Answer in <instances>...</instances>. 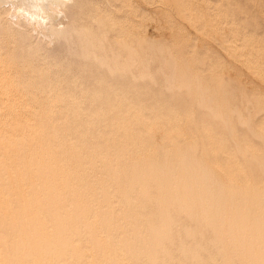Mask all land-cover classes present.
<instances>
[{"label":"rangeland","instance_id":"374dc122","mask_svg":"<svg viewBox=\"0 0 264 264\" xmlns=\"http://www.w3.org/2000/svg\"><path fill=\"white\" fill-rule=\"evenodd\" d=\"M105 1H107V0H105ZM105 1H103V0H88V1L85 0V1H83L82 0L78 9L73 13L74 15L72 14L73 20L75 21L74 23L77 25H80V27H81V24L88 22V21H85L86 17H87V20L91 21V18L87 15L92 14L93 17H95L97 14H98L97 15L98 17L100 15H102L103 18L105 19L104 23H106V25L104 24V26H106V28H107V29L102 28L104 30H102L100 32V33L104 32V34H105L104 36L100 37L101 39H103V37H104L103 45L105 46L106 50L110 49L113 46L112 47L113 49L111 48V50L118 51L120 53L121 58H119V56H117V58H119L120 61L125 60V62L127 61V63H129L131 61L130 66H132V64L137 65V63H135V62H136V60L137 61L139 60V58L138 59L133 58L134 57L133 55H135V56L138 55L140 57V61H142V60L144 61V59L141 57H145V56H143L144 53L148 54L149 52H151L149 50H152V48L154 46L156 48L158 47V49H161V50H159V52L157 53L156 51H158V50L156 48H154L151 52L152 54L151 53H150L151 55L149 54L150 56H152V58H150V56L146 55L149 57V58L145 57L146 60H148V61L145 60L146 62L144 61V65H140L143 61L140 62V64L138 61V66L134 65L135 66V67L133 66L134 68L133 67L128 68V69H132L131 72H129L130 70L128 71L126 68L127 65L125 66L124 65L125 63H123L124 61L122 62L123 64H120V62L117 61L119 59L116 60L117 63L120 64L119 65L120 67H118L119 71L116 70L117 68L114 70V68L117 67V65L115 64L116 66H112L113 64L109 63L108 58H110V60H111L113 58L112 54L116 55V54H118V52L115 53V52L111 51V52H113L111 54L110 52L108 53L104 49L105 53L107 52V54L111 55V57H112V58L111 57H108V58L105 57L108 60L107 62L109 63V64L108 63L107 64L108 65L111 64V66L114 67L113 70H111L112 69L111 68L108 70L109 71L108 72V71H106L107 67H104L105 65L102 66L99 64V62L94 61V59L92 58L91 55H89L85 58V56L82 55L81 49L79 50V48H78L79 43L76 42V43H74L75 45L73 44V42H75L74 39H73V42L71 41L72 43L69 42L70 44H73V46H71V47L69 46L70 45L69 43H68L69 45H67L66 43L61 42L59 44H56L57 48L55 45H54L55 47L51 46V48H47V46H45V47L43 46L45 44H42V46H41L40 45L41 43L39 44L37 38L35 41H36V43L38 42L39 45L35 44L34 37H31L33 40L30 38L29 42L34 41L33 45H35V46L33 47L32 51L30 53L25 54V52H21L18 44H13L12 47H10V46L8 47V45H7L8 40L6 38V32H4V33L0 32V34L2 35V37L0 35V39H1V41H0V58L2 60H5V62L9 61L8 62L9 64L11 62V66L14 67V69H15L14 70L15 75L14 74L13 75L15 76L16 82L18 83V90L17 91L21 97L20 98L21 102H19L20 106H18V108L22 106L21 107L22 111H21L20 116L22 118H27V117H37V118H41V119H45L46 117L50 118V121H52V124H53L52 137H51L52 138L51 147L53 149H56L59 151L57 160L60 163V165H62V167H64L66 169V171H69V173H70L69 176L71 177L70 179L72 180V182L70 184H72L75 187L77 186L78 191L82 190L81 193L84 194L86 197H88V199H90V201L88 200L90 202V204L88 203V206L91 210L92 216H94L96 214L95 211L97 208H98L97 212H99V211H103L104 209L106 210V208H107V211H110L109 208L114 207L113 208L114 210H112V212L110 211L111 217L113 219L115 217V220H117V221L112 219L113 221L120 223L121 219L122 220L127 219L126 223H127V221L128 222L131 221L129 223L136 224L139 229L141 227L140 231L142 230L141 231L142 233H146V231H149L150 228L148 229V226L144 225V223H145L144 220H147V218L150 215L154 214V212L156 211V213L154 214L155 217H153V216H152L153 218L150 217L152 220L155 219L154 221H156V219H157L156 214L158 215L160 213V211H162V210L165 211L168 218L170 217L169 220L170 221L172 220V223L170 222L171 224L169 225V229L173 232L176 230L177 232L174 235L170 234V232L168 234L169 235L168 238L169 239L173 238L172 240H174V243L169 239H167V240L171 241L170 243H172V244H170L169 241H167V242L170 244V246L172 245L173 247L172 246L168 247L167 245H169V244H167V243L164 244V249L167 250V248H168V250L170 249L169 253L173 252L174 256L171 253L172 254L171 256H173L172 260L170 259V257H171V256H169L170 254L167 255V252L166 253L164 252L165 254L161 253V256L160 255L158 256L159 260H162V261H160L161 263L168 264V262H169L170 264H195V263L196 264H199V263H201V264H212V263L213 264H226V263L227 264H229V263L234 264L235 263L236 264V262H238V264H239L241 262L239 259L240 254L238 252H236L235 249L233 248L234 245L232 244L233 241L231 240L232 239L231 235L230 234H228L227 236L224 235L222 237L223 239H221V241H218L215 239L216 238L215 231H213V228H211L212 226L205 224V218L209 214L208 207L212 206V204H211L212 199L207 198V195L205 196L206 197L205 198L204 197V195L206 194L204 192L205 190L201 189V188H204L209 183L208 182V181H210L209 179L207 180V179H201L200 178V182L201 181L206 182L207 183L206 185H205V183H204V185L202 183L200 184L199 178H197L198 180L197 179L193 180V182H192L193 185L190 184V187L194 188L193 189L194 194H192V192H193L192 188L188 189L185 185L186 184L185 181L181 178V177H183L181 170L175 169V172H174L173 176H171V177H173V178L175 177L176 179L174 178V179H170L168 181L166 180L165 185H167L168 188L164 185L162 190H158L156 186H153L154 185L153 183L156 181V179H153L154 177H150L151 179H148L149 176H147V174L148 173L149 174H151V173L155 174L156 173L157 176L158 175L160 176L162 174L160 176V177H162L164 170L161 168H164L165 165H167L169 167V169L170 168L171 169L176 168L175 164L173 165V163H172V162H175L176 157L174 156L171 159L170 155L174 154V152H173V151H175L174 149H177V148L181 149L185 146L186 148H190V151H189L190 154H193V152L197 150L196 152L198 154L195 152L196 154L192 155L196 159H198V158L201 159L200 157L203 158V155H201L199 153V152L203 151V153L205 155V157L203 159L207 158L206 159L207 162L214 169H216L218 172H220V175H222L221 176L222 178L225 174H227V172L234 171L235 168H242L245 172L248 171L251 173L249 175H252V176H250L249 179L252 177L251 178L252 179V181H251L252 185L260 187V188L264 187V178H263L264 176L261 175L259 166L254 161H252L251 158L249 160H246L247 164L245 165L243 162V160L245 161V159L242 160V158L240 157L241 154L238 153V150L236 153V148H238V145H237L238 143H240L239 145H249L250 146L249 152L256 153L257 151L261 152V150H262V152H264L263 151L264 149L261 148V146H262L261 142L263 139L259 140L261 138L258 139V137H257L256 141L254 139H251V134L254 132L258 133L260 131V133L262 132L261 134H264V119H263L264 113L262 114V112H264L263 111L264 101L261 99V98H264V96H263V94H264V78H263V76H264L263 75L264 74V72H263L264 71V67H263L264 66V59L261 58V57L264 58V55H263L264 54V52H263V50H264V0H108L107 3ZM192 6H194V7H192ZM226 9H228V10H226ZM238 12L240 15L237 14ZM97 16L95 18H98ZM88 17L90 19H88ZM57 20H58V18H57ZM93 23L94 22H92V24ZM88 24H90V23L88 22ZM77 25H75V26H77ZM95 25H94L95 28L92 25V27L94 29H96V26H97V25L96 26ZM108 25H109V27H108ZM219 31L221 32L220 34H218ZM105 32H107V33H105ZM12 34H14L13 31H12ZM102 34H100V35H102ZM221 34L223 36H221ZM218 35H220V37H218ZM98 37L96 36L94 40H96V38H98ZM222 37H223V39H222ZM122 38L123 39L125 38L124 40H127L128 43L126 41L124 42V43H127L126 45L132 44L131 46H133V49L137 48L138 51H136V52L134 51V52L135 53L141 52L142 56H140L141 53H139L140 55L139 54L136 55V54L132 53L133 55L131 56L129 54L130 53L129 51H131V50H129V51L127 50L129 48L128 46H127V49H125V48L121 49L123 47H121V45H119V44L117 45L116 43H119L118 40H122ZM138 38L142 39V41L143 40L145 41V39H146L145 43H147V41L152 42V45L154 44V46L152 48H150V47H148L149 46V44H148L147 48H148L149 52H144V50H140V49L141 48L145 49L144 47H146V45L143 43L144 41L143 42L141 41V43H140V41H139L140 39L138 40ZM228 38H230V39H228ZM231 38H232V41H230ZM135 39H137V40H135ZM94 40H93V42H94ZM221 40H222V42H221ZM123 41H120V42H123ZM136 41H139V42H136ZM224 41L226 42V46L225 45L223 46V44H225ZM256 41H257V44H256ZM135 42H136V46H135ZM220 42L223 44H220ZM235 42L237 43V45ZM253 42H255V43L252 44ZM142 43L145 46L144 47L142 46L139 49V47H137V44L140 45ZM231 43H233V45ZM245 43H247V44L245 45ZM62 44H63V46H62ZM120 44H122V43H120ZM65 45L69 47L68 50H66ZM156 45H158V46H156ZM160 45L162 47H159ZM219 45H220V47H219ZM239 45H240V47H239ZM258 45H259V47H260V45L261 46L263 45V46H262V48L260 47V49H259ZM229 46H231V47H229ZM236 46H237V48H236ZM251 46H253V47H251ZM196 47H198V48H196ZM226 47H228L229 50ZM223 48H226V49H223ZM249 48H250V50H249ZM256 48L258 50H256ZM89 49H91V50H89ZM117 49H119V50L121 49V51H119ZM155 49H156V51H155ZM247 49L249 52L254 51V50H256V52L255 51L251 52V54L253 53L251 55L248 51H246ZM92 50L94 53L95 52L94 47H90V48L87 47V52L91 53ZM235 50H237V51H235ZM193 51L194 52L197 51V59H200L198 57H202V59L203 58L205 59V60L203 59L204 62H201L202 61V59H201V61L199 60L200 61L199 63H201V64L198 63L199 64L198 65L197 64L198 61L196 59V54L194 53L195 57H193L194 55H191V54H193L192 53ZM228 51L231 52V54H232V51L235 52L236 54L233 53L232 54L233 56H232ZM131 52H133V50ZM245 52H246V59L245 58L243 59V57H245V54H244ZM257 53L260 54L259 55L260 57L258 56ZM6 54L8 55V58L3 59ZM159 54H160V56H158ZM125 55H127V56L130 55V57L129 56L128 57L131 58V60H129L128 57ZM236 55H238L237 57H239V58H237ZM248 55H251V56L247 57ZM162 56L164 57V59H165L164 61L166 63H167V61L169 62V60L171 59L170 60V61H172L171 63L174 62L176 64L178 63V61L179 62L181 61L180 59H182V57H184L183 60L184 59H186V60L183 61L184 63H182V61H181L180 64H185V62H188V60H187L188 58H189L190 62L192 60V57L194 58L193 60L196 59L195 61H197V62H194L193 66H191L192 63H191V65H189L190 67L188 66L187 63H186L187 65H185L186 67L191 68L190 70L192 72H190V70H188V68L186 69L185 66L180 65L179 63L178 64L181 67L176 66L174 64L177 68L179 67L180 69H178V70L175 69L177 72L174 74L172 71L173 75L171 76V78L174 76H177L175 74H178V76L180 75L179 77H183L182 78L183 80L185 79L184 83L187 84L188 81L186 83V80H188L187 78H190L187 76H191L190 82L188 83V84L191 83V85L187 84L188 89H190L189 86L190 87L192 86V89H193V87L195 89L197 88V95L207 91L206 94L204 93L207 98L211 96V93L209 92L210 95L208 93V91L211 90V84L215 85L214 89L211 90L212 91V96L210 97L211 100H210V98H208L206 100V97L204 94L202 95L203 99L202 98L200 99L201 100L200 102H202L204 107L206 105L208 106V104H209V107H207V106L206 107L212 109L211 111H213V113L210 111L212 116L215 113V111L216 112H217V110H219V112L221 111L220 109L222 107L221 108L219 107L221 105L222 106L224 105V108H226V109L228 108L227 106L229 105V107L232 106L231 109L229 108L230 110H233V109L238 110L240 105L243 106V108H244L245 104H246L247 108L245 107L246 108L245 110L250 111V109L252 107L247 103L251 99H253V98L255 99L256 95H258L259 93H260L259 94L260 96L258 95L259 100H258V98H256L258 101L255 102L253 99V100H251V102L256 103V104L258 103V105L261 106L260 107L261 109L259 108V106H257V108L262 110V112L260 114H258L260 112V111L258 112L259 109H256V110L254 109V113H256V115L253 112H251L252 114H254L253 116L255 118L252 117L253 119L250 122L251 116H248L249 122L247 124L245 123L246 126L249 125L247 128L245 125H244L245 128H243V127L240 128V126H243L244 123L241 122L243 124L240 126L238 124H236L238 122L237 121L238 119H236L235 117H237L238 114L232 116V115H230L231 113L229 112L230 114L229 113L228 114L231 116L230 118L232 119V123H234L233 125L230 126L231 119H229V115L227 117V114H226V117L228 118L225 120L227 122L226 124L229 123V125H227L228 128L232 127L231 128L232 131H230V132L232 133L233 131H235V133H234L235 137L233 136V138L236 139L235 140L236 143H235L232 136H230L229 132H228L229 135L227 136V130H230V129H228V128H227V130L225 129L226 124H224L225 128H223V124H221L220 119H219V118H221V121L222 122L224 121L223 119L225 116L223 117V115H225V114L222 115L220 113H223V112L225 113V110L222 109V111L220 113L217 112L220 114V116L222 115L221 117L218 118V116H217L216 119L214 118V120H211L213 118L210 115V113L208 114L209 111L208 112L206 111L207 108L204 109L205 111H203V108H202V110L200 109V107H202V105L200 106V103L197 100H199V97H201V95H199V97H198L196 94H194V97H192L194 89L193 90L191 89L193 92H190V93H189V91H191V90L188 91V89H186V88L185 89L188 91V93L185 92V89H184V91H182L183 87H181V86H183V85L181 84L180 81L178 82V80H176L178 78V76H177V78L174 77L176 81H172L175 83H169V84H171L173 87H177L176 85H178V83H179V84H181L179 87L182 89H179L178 87H177V89H172V86H171L170 87V89H172V91L170 90V92H172L171 94L168 92L169 91L168 88H165L168 90V91L167 90L165 91V89L163 88L162 85H164V87H166V85H165L166 83L165 82L161 83V81H165V80H163V78H164L163 76H164V74L166 76L167 73H170L171 68H169V67H172V65L168 67L167 66L168 63H167L166 66H164L165 62L163 61ZM189 56H192V57H189ZM254 56H255V58H253ZM123 57H125V58H123ZM258 58H259L260 62L262 61V66H261L260 62H256V60ZM132 59H136L135 62L133 60L134 63H132ZM161 59H162L163 63L161 62ZM239 59L244 60V62L242 60H240V62H242L243 64L239 62ZM128 60H129V62H128ZM245 60H248L247 64L245 63L246 62ZM159 63L161 64V66ZM248 63H250V64H248ZM251 63H253L256 66H253L252 68H250L252 66ZM257 63L262 67L263 70L261 69V67ZM123 65L125 66L126 69H124L122 67ZM202 65H204V66H202ZM244 65H246V66L244 67ZM140 66H142V68H145V69H142ZM143 66H146V67H143ZM175 66H174V68H176ZM184 67H185L186 71H188L187 74L190 73V75L185 76L186 78H184V76H182L184 72H185L184 75L186 74ZM246 67L248 70L246 69ZM120 69H121V71H120ZM141 69H142V71H140V72L144 73V71L146 70L145 73L149 74V76L152 75L153 78L150 76L151 77V80H150V77L148 75L146 76L145 74L144 75L146 77H143L144 75L139 72V70H141ZM212 69H216L217 71L216 70L213 71ZM252 69H254V71L258 70L259 73H258V71H257V73L254 72ZM172 70H174V69L172 68ZM181 70L183 71V73L181 72ZM111 71L112 72L114 71V72L111 74L110 73ZM153 71H155V72H153ZM178 71L181 74L178 73ZM193 71L196 72L195 73L196 75L194 74ZM218 71H220L221 76L222 75L224 76V77L223 76L221 77L222 80L224 78L227 80L226 83L230 84L232 82L235 85V84H237V82H239L238 84L241 87L240 88L241 93L239 90H236V86H237V89H239L238 84L234 88H233V84H230V86L232 85V87H230L227 84H226L227 86L224 85L223 83H225L224 82L225 79L223 80V83H222L223 86L222 85L219 86L220 89L218 88V90H220V92H221V90L224 86L226 87V89L229 86L228 88H230V89L229 90L227 89V92H229L230 96H232L231 93L234 91L233 93H235V94H233V95L236 96V94L238 95V93L240 95H244L242 93L243 92L242 90L245 89L244 93H246V94L248 93L247 96H246V94L244 95V97L246 96L245 98L247 99L245 101L246 102L245 104H244V101H242V99H243L242 96H240L241 99H239L240 98L239 95L236 96V98L239 97L237 99L238 101L236 102V100H235L236 98H234L233 104H232V102H231L232 100L228 99V97H230V96H229V93H227V92H226V94L228 95V97H227V99H225V101H227L226 103H228V101H230V103L225 107V103L223 104L221 101L218 102V100H220V98H221L220 97L221 94L219 96L220 98L217 96L218 90L216 89L218 87V86L216 87V85L219 82L217 76H220L218 74L219 73ZM260 71H262V72L260 73ZM210 72H212L211 74L213 75V77L211 76ZM199 73L202 74L203 77L200 76ZM216 73H217V76L215 75ZM140 74H141V76H140ZM129 75L132 76V79H130L131 77H129ZM135 75H137V76L139 75L141 77V80L139 79L140 77H137ZM170 75H171V73H170ZM194 75L196 76V83H198V81H199V83H200L199 86L201 88L198 86V84L196 85L194 83L195 77H192ZM167 76H166V78L168 79L169 77H167ZM197 76L199 77V80L197 79L198 78ZM234 76H235V78H234ZM147 77H148V79H146ZM200 77H201V79H200ZM208 77H210L209 80H208ZM237 77L239 78V81H238ZM158 78H160V79H158ZM174 78L172 80H174ZM211 78H212V80H211ZM213 78H215L218 82L215 81V79L213 80ZM221 78H220V81H222ZM260 78H262V80ZM182 79H180V80L182 81ZM203 80H204V86L202 87ZM207 80H208V82H212V83L211 84L207 83ZM151 82H153V83H151ZM168 82H169V79H168ZM176 82H178V83H176ZM245 82L246 83L248 82L250 85H248V83L246 84ZM182 83H183V81H182ZM193 83L196 86H193ZM220 83L221 82H219L218 84L220 85ZM174 84H175V86H174ZM152 85H154V86H152ZM247 85L250 86L252 89L248 88ZM205 86H206L207 90L205 89ZM207 86H209L208 88H210V89H208ZM255 86L257 87V89H254V88H256ZM168 87H169V85H168ZM184 87H185V85H184ZM224 88H223V91L225 90ZM231 88H232V90H231ZM259 88H262V90H261L262 92L260 91ZM178 89H179V92H178ZM198 89L199 90L201 89V90L199 91ZM202 89L203 90L205 89V91L202 92ZM176 90H177V92H176ZM214 90H216V92ZM235 90L237 91V93ZM248 90H249V92H248ZM253 90H255L254 91L255 93L257 90V93L255 95H254ZM55 92L56 93L60 92V96L54 97L51 95L52 93H55ZM186 93H187V95L188 94L192 95L191 98H193V100L192 99L189 100L190 95L188 97L186 95ZM194 93H196V92H194ZM213 93H214V95L217 96L216 97L217 99L215 98V96L213 98ZM251 93L253 95H251ZM48 95H51V96H48ZM249 95H250V97H248ZM29 96H30V98H29ZM46 96H48V97H46ZM195 96H197L198 98ZM232 97H234V96H232ZM222 98H226V95H225V97H224V95H222ZM194 99H195V101H194ZM212 99H213V101H214V99L216 101L212 102ZM204 100L207 102V104ZM259 101L261 103H259ZM194 102H197L199 105L197 103H194ZM216 102H218V103L216 104ZM223 102H224V100H223ZM238 102L240 105H238ZM5 103H6V100H0V109H2V110H0V120L1 121L3 120L4 128L6 127V124L8 123V117H9L8 111L6 109L7 105H5ZM213 103H215L216 108H220V109H217L214 111L213 110L214 109ZM235 103H237V104H235ZM252 103H250V104L252 105ZM191 104H192V106H191ZM218 104H221V105H218ZM242 104H244V105H242ZM256 104H253V108H254V105H256ZM59 105L61 107H59ZM196 106H198V107L200 106V107L198 108ZM234 106L236 108H233ZM237 106H238V108H237ZM228 110H226V111L228 112ZM242 110H243L242 107L239 108V112H241ZM139 111H140V113L138 115ZM190 111L193 114H191ZM147 113H149V114H147ZM133 114L134 115L137 114V115L134 117ZM232 114H234V112ZM242 114H243V118H241ZM246 114L248 115L249 113H247V111H246ZM24 115H25V117H24ZM153 115H154V117H153ZM244 115H245V112H241L239 114L241 121L246 119L247 116H244ZM131 116L133 117V119H131ZM186 116L189 118H187ZM136 117H137V120H136ZM159 117H160V119H159ZM179 117H181V118H179ZM184 117H186V119ZM190 117H191L192 121L194 122V123L192 122V124H190L191 122L189 121V120H191ZM217 118L219 119V121L217 120ZM178 119H180V122L182 124L179 122ZM145 120H146V122H145ZM155 120H158L159 122H156ZM174 120L176 121V123ZM142 121H144L145 123H147V122L148 123L144 124V122H142ZM150 122H151V124H150ZM153 122H156L155 123L156 126L154 125ZM239 122H240V119H239ZM241 123H239V124H241ZM251 124L253 125L254 128L255 127H257V128L253 129ZM149 125H151V126H149ZM180 125L182 126V128L180 127ZM192 125H195L196 127H194ZM200 125H202V126H200ZM234 125H236L235 129L233 128ZM192 127L196 128V130H197L196 132L198 134L195 131H194L195 133L193 132ZM248 129L252 130V133H251V131H249V133H251L250 135L248 133ZM124 130H125V133H124ZM157 130L161 131V133L157 132ZM155 132H156V134H154ZM184 132H185V134H184ZM196 135L199 139L201 138L202 142L201 141L199 142V143H202L201 145L198 143L199 139L197 140ZM229 136L231 138H229ZM254 138H256V137H254ZM230 141H233L234 144H233V142L230 143ZM134 142H135V144H134ZM182 142L184 145L182 144ZM165 143L168 144V147H165V146H167ZM188 144H190V145H188ZM235 144L237 145V147ZM262 144H263V142H262ZM173 145L178 146V147L176 148ZM234 145H235V147H232ZM180 146H183V147H180ZM192 146L193 147L196 146V147L192 148ZM200 146L203 148V150ZM169 147H171V148L174 147V148L171 149ZM199 147L201 148V150H199L200 149ZM262 147L264 148V145ZM80 148H82L83 150ZM158 148H161V150H159ZM191 148L194 150L193 152H192ZM162 150L167 151L168 154L166 153V157L164 155L165 152L164 151L162 152ZM160 151H161V153H160ZM155 152H159V155H163V156H158V153H155ZM217 152H218V154H217ZM194 155H196V156H194ZM92 156H94V159H92ZM155 156L161 157L160 160L158 157H155ZM171 156H173V155H171ZM76 157H77V160H76ZM131 157L134 159H132ZM164 157H165V160H164L165 162H163ZM169 157H170V159H169ZM140 158L142 161H140ZM150 158H151L150 162L145 161L146 159L150 160ZM166 158H168L169 161ZM94 160H95V162H94ZM109 161H110V163H108ZM131 161L133 163H141L140 165L138 164L140 167H142L143 163H145V165H143V167H146L147 165H149V163L154 161L152 168H147V170L144 168L146 171V175L144 174V172H145L144 170L141 172L142 173L141 176H144V180H142V182H141L142 187H139L138 184L135 183V181H133L135 183L134 184L128 180V175H130V176L132 175L134 177V175L131 174V173H133L131 171L132 169H129L130 166L132 165V163H129ZM166 161H167V163H166ZM96 162H97V164H96ZM155 162L157 163L156 164L157 166L159 165V167L155 166ZM102 163L105 164L104 166H106L105 170H104V166L101 165ZM160 164H162V165H160ZM169 164H170V166H169ZM124 165H125L126 170L124 169ZM151 165H152V163H151ZM247 165L249 166V168H247ZM121 166L123 167V169ZM90 167H92V168H90ZM109 167H112V169H110V170H112V172L111 171L110 172L113 174L115 173L114 174L115 176H113V177L110 176V179L108 178L109 179V181H108L107 180L108 176H105V175H110L108 173L109 171L106 170ZM245 167L248 170H245L246 169ZM93 168H95L94 172L92 171ZM153 168L155 170H153ZM102 169L106 172V174H104L105 172L103 173ZM148 169H149V171H148ZM157 170H158V172H157ZM129 171H131V172H129ZM147 171H148V173H147ZM160 171H162L163 173H161ZM72 172H73V174H71ZM119 172H121V173H119ZM248 172H247V175H248ZM98 173H100L99 176L103 177V178H101L103 180H101L99 178V176L97 175ZM122 173L125 175L120 176ZM74 174H75L76 179L73 176ZM80 174H82V175L80 176ZM102 174H103V176H102ZM177 174H179V175H177ZM181 174H182V176H181ZM116 175H118V176L116 177ZM123 176H124V180H126L124 182H123ZM146 176L148 178H146ZM125 177H126V179H125ZM97 178L100 179V180H98L101 182L100 185H104V187H101L99 185L100 182L97 181ZM111 178H116L115 179L116 182L112 179L113 182H115V183L111 182L109 184V182L112 181ZM129 179L132 180L133 178L129 177ZM91 180L93 182H91ZM172 180H174L175 183H173L174 181H172ZM176 180H179V183H177ZM118 181H120V182H118ZM158 181H160V180H157V182ZM77 182H78V184H77ZM170 182H172V183L170 184ZM180 182H181V184H180ZM93 183H94V185H93ZM118 183H120V184L118 185ZM143 183L146 184V187L148 189L146 187H145L146 189L143 187V185H144ZM176 183L179 185H177ZM79 184H80V186H79ZM127 184L130 186L132 184L133 187L132 186L131 187L133 189L126 190L127 188H131ZM182 184H183V186H182ZM198 184H200V185H198ZM87 185H89V186H87ZM134 185H136V186H134ZM194 185L197 188H195ZM92 186H93V188H92ZM116 186L117 187L120 186L121 189L123 187H125L124 188L125 194L120 192V191L123 192L124 189L119 191L120 187L117 188ZM152 186H153V188L156 187V188H154V190L156 191V189H157L158 192L154 193ZM178 186L179 187L181 186V187L179 188ZM200 186H201V188H200ZM101 188H104V190H103V192H105L104 194L106 196L108 195L107 196L108 198L107 197L104 198V199L109 200V201L106 200V202L108 201L107 204L109 203L108 207H106L107 204H106V202H104L105 200H103V202L100 201L101 199H103V198H101V194H100V193H102ZM136 188H139V189H136ZM141 188L145 189V191L141 190ZM172 188H174V190ZM175 188L178 190L176 191ZM185 188H186V191H185ZM99 189H101V190H99ZM117 189H118V191H117ZM150 189L153 190V192ZM179 189H181L180 193L181 192H183V193L180 194ZM90 190L92 191V193ZM130 190H133V192L130 193L131 195L129 194ZM167 190L171 191V192H168ZM116 191L120 193V194L118 193L119 196L117 195ZM161 191H163V192H161ZM164 191L166 192V194ZM114 192H116V193L114 194ZM137 192H139V193L143 192L145 194L147 192L146 197L148 198L150 196L148 198V200L152 196H154L156 198L160 197V201H164L167 199L170 204L169 203L166 204L168 202L166 200V201H164V203L166 202L163 205L164 207H162V203H159L160 202L159 199H157L158 202H155L156 198H154V197L152 199H155L154 200L155 206H154L153 200H152V202L150 201L151 199L149 200L150 203L148 204V202H146L147 201L146 197H144V199L142 198L145 194L142 193V195H141L142 197H141V196H139V193H137ZM173 192H175L176 194ZM188 192H190V195H193V196L197 193V199L196 200H199V199L200 200L197 202L195 200V204L198 203V205H199L198 207H200L201 210L199 208L197 209V207H195V205H194V202H191L189 200L190 195L188 194ZM159 193H161V194H159ZM172 193H173L174 198H172L173 197ZM185 193H187L189 196H187V194H185ZM121 194H122V196L127 194L126 195L128 197L127 200L131 203V205H129L130 203L128 205H126L128 201L125 199V197H124V199L126 202L124 201V199H122L123 198L122 196H121L122 200L120 198H118V197H120ZM178 194H180V195H178ZM183 194H184V196H183ZM105 195H102V196H105ZM111 195H113V197ZM115 195H117L118 197H115ZM168 196H169V198L171 197V199H174L173 201H175V202H173V204L171 203L172 200L171 199L169 200V198H167ZM175 196L177 199L175 198ZM198 196H200V197H198ZM93 197H94L95 201H93ZM109 197H112V200L114 199V201H111V199ZM179 197H181L182 199L183 198H185V199H183V201H182V199H180ZM134 198L137 199L138 201L134 200ZM162 198L163 199L166 198V199L161 200ZM201 198L206 199L207 201L205 202ZM175 199L177 200V202L179 201L178 203H179L180 208H181V210H180L181 213L179 211V209H180L179 205H176L178 203L176 202ZM143 200H144V202H143ZM201 200L204 202H202ZM99 201L102 203H100ZM136 201L138 202V204H140L139 205L140 208L137 207L138 204L136 203ZM97 202H98V204H97ZM123 202L126 203V204L125 203L124 204L126 206H128L127 208H129V209L126 208V206L123 204ZM132 202L136 203V205ZM181 202L182 203L184 202L183 206L181 205ZM190 202H191V205L189 204ZM104 203H105V205L101 207L100 204L103 205ZM117 203H118V205L116 206ZM157 203L159 205H161V207ZM212 203H213V201H212ZM132 204H134L135 207L132 206ZM174 205L177 207L175 208ZM205 205H206L207 209L205 208ZM130 206H132V208H130ZM158 206L160 207L161 210L159 209ZM186 206H187V208H186ZM104 207H106V208H104ZM116 207H118L119 210H118V208L116 209ZM155 207H157L159 210ZM135 208H136V210L133 211L132 209H135ZM138 208L141 210V212H142V209H143V211L144 210H146V211L144 213L142 212V214H141V212H138V211H140ZM173 209H174V211H173ZM176 209L179 212H177ZM182 209H184L186 211L184 212V210H183V212H182ZM189 209H190L191 213L189 212ZM196 209L199 210L200 212L197 211ZM121 210H122L123 214L125 215V217L126 216H128V217L121 218L124 216L122 214V212H120ZM128 210L130 213L128 212ZM166 210H168V211H166ZM170 210H172L173 212ZM188 213H190V214L187 215ZM203 213H204V216H203ZM119 214L121 215V217L118 216ZM128 214H130L132 217H134L132 214H134V215L136 214L137 218L136 217L135 218L138 219L140 222L136 219H133V218L131 219L130 218L131 216L129 217ZM191 214L195 215V218H196L195 219L196 221H194L193 224L190 223L194 220V218L192 217L193 215H191ZM199 216H200V218H199ZM174 217L176 219H174ZM186 217H188L189 219H187ZM191 217L193 218L192 220H191ZM150 218H148V219H150ZM142 219H143V221H142ZM132 220H133V222H132ZM176 220H179V221L176 222ZM198 220L200 223L198 222ZM180 222H183L184 224H181ZM173 223L174 224L177 223V226H178L176 228V225H174L175 226L174 230H172L174 227ZM179 223L181 224V226L188 224L187 226H185L187 228L182 226V229H180ZM196 223L198 225H196ZM204 224H205V227L203 226ZM145 227L148 230L145 231V229L144 230L142 229ZM183 227L185 230L188 229L189 227L190 228L196 227L195 232H197L198 235L193 231L195 228H193L191 230L192 235H193V232L195 233V235H194L195 238L191 235V232L189 230H188L189 232L186 230L188 235H191V236H188L189 237V239H188V237H186L184 234L185 230H183ZM125 228L126 227H124L123 229H125ZM116 229H118V227H116ZM126 229H125V231H128V228H126ZM181 230H183L182 231L183 233L181 232ZM173 232H171V233H173ZM178 232L180 235L178 234ZM147 233H146V235H147ZM177 234H178V236H181L180 239H179V237L176 238V239H179L180 241L175 239ZM183 236L185 237V241H184ZM198 236H200V237H198ZM190 237L192 238L191 240H190ZM227 237L229 238V241H231V243L228 241ZM181 238H183V239H181ZM193 238H194V241H193ZM196 238L199 242L201 241L200 244L196 240ZM182 240L184 241L183 243H184V246H186V248L183 246ZM209 240L212 242H210ZM177 241H178V246H180L179 244H182L183 249L190 248L187 246H190V243H191V249L193 250V248H194L193 252L197 251V253L199 254V258H198L199 261L196 260V262H194L193 260H187L186 262H183L182 258L184 257L183 256L184 251L181 249L182 247L180 246V250L178 249V252H177L178 255L175 252L177 250V247H178L176 245ZM194 245H195V247H194ZM230 245L232 246V248L234 250H232ZM203 246H204V248H203ZM223 248H224V250H223ZM202 249L205 251H202ZM179 251L183 252V254H181V257L179 256L180 255ZM230 251H232L231 253H233V254L236 253L235 255L237 256V258L233 254L231 256ZM205 252H206V254H205ZM215 253H216V255H215ZM227 253L230 255H228ZM166 255L169 257L170 260L168 259V257ZM212 255L214 257H212ZM226 255L229 257V259H232L233 261L227 259L228 257L226 258ZM234 256H235V259L237 261L234 260ZM210 258L212 260H214V262L211 261ZM243 258H244L243 260L248 259V258L245 259V256ZM144 259H145L144 256L143 257L141 256L140 259L137 262L135 261L133 264H135V263L136 264H147ZM218 259L220 260L219 262H218ZM238 259H239V261H238ZM159 260L157 261L158 262L157 264H161L159 262ZM206 260H208V262ZM209 260L211 261V263ZM172 261H175V263ZM245 263L247 264L250 262L245 261ZM245 263L241 262L240 264H245ZM250 264H253V263L251 262Z\"/></svg>","mask_w":264,"mask_h":264},{"label":"bare ground","instance_id":"6f19581e","mask_svg":"<svg viewBox=\"0 0 264 264\" xmlns=\"http://www.w3.org/2000/svg\"><path fill=\"white\" fill-rule=\"evenodd\" d=\"M83 1H85V0H83ZM88 1V0H87ZM103 1H105V0H103ZM108 1V0H107ZM107 1H105L106 3H107ZM81 2H82V0H0V32H2V33H4V32H6V38H7V40H8V47L10 46V47H12L13 46V44H18L19 45V49L21 50V52H25V54L26 53H30L31 51H32V49H33V47L35 46V45H33V43H34V41L36 40V38H37V40H38V42H39V44L42 46V44H45V45H43L44 47L45 46H47V48H51V46L52 47H55L56 46V44H59V43H61V42H63V43H66L67 45H69L70 43H72L73 42V39H74V41L75 42H73V44L74 43H76V42H78L79 44V50L81 49V51H82V55L83 56H85V58L87 57V56H89V55H91L92 56V58L94 59V61H97V62H99V64L100 65H102V66H104V67H107L106 68V71H108L109 69H111V70H113V68L114 67H112V66H116L117 65V67H115L114 68V70L116 69V70H118V67H120L119 65L120 64H123V63H125L124 65L126 66V68H127V70L129 71V72H131V70L132 69H128L129 67H133L134 65H136V64H132V66H130L131 65V61L129 62V60H131V58H129L130 57V55L132 56L133 54L132 53H134V54H139V53H141V52H137V53H135L136 51H138V49L137 48H134L133 49V46H131L130 44L129 45H126L128 42H127V40H124L123 38H122V40H118L119 41V43H116L117 45L119 44V45H121V47H123V48H121V49H127V46L130 48H128L127 50L129 51V50H133V52H131V51H127L130 55H125V56H127L128 57V62L130 63H127V61L125 62V60H123V61H120V59L119 58H121L120 57V53L118 52V51H114V50H111V48L113 47H111L110 49H107L106 50V48H105V46L103 45V39H104V37H103V39H101L100 37L101 36H104L105 34H104V32H102V33H100L102 30H104V29H102V28H106V26H104V24L106 25V23H104V21H105V19L103 18V16L102 15H100L98 18H95V17H93L92 16V14L90 15H87V16H89L90 18H91V21L92 22H94L93 24H92V22L91 21H89V20H87V17H86V19H85V21H88L90 24H88V22L85 24V23H83V24H81V27H80V25H77V24H75L74 22V20H73V13L78 9V7H79V5L81 4ZM113 2V1H112ZM116 2V1H115ZM86 4V3H85ZM99 4V3H98ZM192 4V3H191ZM190 4V5H191ZM193 5V4H192ZM192 7H194V6H192ZM232 7V6H231ZM224 9V8H223ZM236 9V8H235ZM225 10V9H224ZM226 10H228V9H226ZM235 11V10H234ZM236 13V12H235ZM73 14V15H72ZM237 14H239V12L237 13ZM240 15V14H239ZM92 16V17H91ZM237 16V15H236ZM88 17V19H90ZM245 17V16H244ZM57 18H58V20H57ZM193 18V17H192ZM237 18V17H236ZM196 19V18H195ZM57 20V21H56ZM236 22V21H235ZM77 25V26H75V25ZM86 26H85V25ZM92 25H93V27H94V25L96 26V29H94L93 27H92ZM79 26V27H78ZM108 27H109V25H108ZM196 27V26H195ZM194 27V28H195ZM257 27V26H256ZM226 28V27H225ZM107 29V28H106ZM197 30V29H196ZM12 31L14 32V34H12ZM231 31V30H230ZM218 32V31H217ZM224 32V31H223ZM235 32V31H234ZM241 32V31H240ZM105 33H107V32H105ZM221 32L219 31V33L218 34H220ZM100 34H102V35H100ZM233 34V33H232ZM1 35V34H0ZM98 37V38H96V40H94L95 39V37ZM221 36H223L222 34H221ZM232 36V35H231ZM238 36V35H237ZM242 36V35H241ZM1 37H2V35H1ZM31 37H34V41L33 42H29V39L31 38ZM106 37V36H105ZM218 37H220V35H218ZM146 38V37H145ZM144 38V39H145ZM226 38V37H225ZM239 38V37H238ZM243 38V37H242ZM32 39V38H31ZM140 38H138V40H139ZM192 39V38H191ZM222 39H223V37H222ZM228 39H230V38H228ZM33 40V39H32ZM93 40H94V42H93ZM124 40V41H123ZM135 40H137V39H135ZM235 40V39H234ZM239 40V39H238ZM241 40V39H240ZM247 40V39H246ZM251 40V39H250ZM0 41H1V39H0ZM72 41V42H71ZM117 41V42H118ZM120 41H123V42H120ZM127 42V43H124V42ZM140 41V43H141V41H142V39H140L139 40ZM139 41H136V42H139ZM144 41V40H143ZM142 41V42H143ZM219 41V40H218ZM228 41V40H227ZM230 41H232V38H231V40ZM237 41V40H236ZM244 41V40H243ZM38 42L36 43V41H35V44H37V45H39L38 44ZM70 42V43H69ZM136 42H135V46H136ZM146 42V39H145V41L143 42L145 45H146V47H144L145 45L143 44H140V45H138L137 44V47H139V49H140V47H144L145 49H143V48H141L140 50H144V52H149V51H151L152 52V50L154 49V48H156L155 46H154V44L152 45V42H148L147 41V43H145ZM221 42H222V40H221ZM220 42V44H223V43H221ZM225 42V41H224ZM229 42V41H228ZM234 42V41H233ZM238 42V41H237ZM69 43V44H68ZM106 43V42H105ZM115 43V42H114ZM120 43H124L123 45L122 44H120ZM185 43V42H184ZM236 43V42H235ZM241 43V42H240ZM255 42H253L252 44H254ZM73 44H70L69 46L71 47V46H73ZM148 44H149V46H148ZM151 44V45H150ZM189 44V43H188ZM232 45H233V43H231ZM242 44V43H241ZM247 43H245V45H246ZM251 44V45H252ZM256 44H257V41H256ZM55 45V46H54ZM75 45V44H74ZM77 45V46H78ZM226 46V42H225V44H223V46ZM236 45H237V43H236ZM15 46V45H14ZM62 46H63V44H62ZM107 46V45H106ZM115 46V45H114ZM147 46L148 47H150V48H152L153 46V48H152V50H149L148 51V48H147ZM156 46H158V45H156ZM242 46V45H241ZM248 46V45H247ZM263 46V45H262ZM262 46L260 45V47L262 48ZM16 47V46H15ZM40 47V46H39ZM38 47V48H39ZM60 47V46H59ZM65 47H66V50H68L69 49V47L68 46H66L65 45ZM68 47V48H67ZM87 47L88 48H90V47H94V53H93V50H92V52L90 53V52H87ZM109 47V46H108ZM159 47H162L161 45L159 46ZM164 47V46H163ZM199 47V46H198ZM198 47H196V48H198ZM219 47H220V45H219ZM229 47H231V46H229ZM235 47V46H234ZM239 47H240V45H239ZM249 47V46H248ZM251 47H253V46H251ZM258 47H259V45H258ZM260 47H259V49H260ZM42 48V47H41ZM56 48H57V46H56ZM120 48V47H119ZM132 48V49H131ZM149 48V49H150ZM222 48V47H221ZM226 48H228V47H226ZM226 48H223V49H226ZM236 48H237V46H236ZM235 48V49H236ZM40 49V48H39ZM65 49V48H64ZM71 49V48H70ZM104 49H105V51H107L108 53L110 52L111 54L113 53V52H115V53H117L118 52V54H116V55H113L112 54V57H111V55H108L107 54V52L105 53V51H104ZM113 49V48H112ZM121 49L119 50V49H117V50H119V51H121ZM137 49V50H136ZM156 49L158 50V51H156ZM155 49V51L158 53L159 52V50H161V49H158V47ZM168 49V48H167ZM200 49V48H199ZM232 49V48H231ZM246 49V48H245ZM253 49V48H252ZM89 50H91V49H89ZM98 50V51H97ZM228 50H229V48H228ZM249 50H250V48H249ZM256 50H258L257 48H256ZM256 50H254L255 52H256ZM72 51V50H71ZM86 51V52H85ZM111 51H113V52H111ZM135 51V52H134ZM235 51H237V50H235ZM244 51V50H243ZM246 51H248V49L246 50ZM254 51H248L250 54H251V52H254ZM260 51V50H259ZM85 52V53H84ZM98 54H97V53ZM151 52H149L148 54L146 53H144V55L143 56H145V57H148V56H150L152 53ZM229 52V51H228ZM263 52H264V50H263ZM262 52V53H263ZM66 53V52H65ZM81 53V52H80ZM122 53V52H121ZM125 53V52H124ZM151 53V54H150ZM193 54H191V55H194L193 57H195V54H196V59H197V51L196 52H192ZM195 53V54H194ZM230 54H231V52H229ZM236 54L235 52H233L232 51V54ZM259 53V52H258ZM257 53V54H258ZM261 53V52H260ZM23 54V53H22ZM68 54V53H67ZM123 54V53H122ZM150 54V55H149ZM231 54V55H232ZM245 54V57H243V59L245 58L246 59V52L244 53ZM253 54V53H252ZM251 54V55H252ZM256 54V53H255ZM74 55V54H73ZM108 55V56H107ZM140 55V54H139ZM146 55H148V56H146ZM242 55V54H241ZM251 55H248L247 57H249V56H251ZM260 54H258V56H259ZM264 55V54H263ZM72 56V55H71ZM117 56H119V58H117ZM134 57L133 58H139V64H140V62H142V61H140V57L137 55V56H135V55H133ZM140 56H142V53H141V55ZM158 56H160V54L158 55ZM233 56V55H232ZM235 56V55H234ZM238 55H236V57H237ZM244 56V55H243ZM257 56V55H256ZM262 56V55H261ZM75 57V56H74ZM108 58V57H111L112 59L110 60V58H108V60H109V63H112L113 65L111 66V64L110 65H108L109 63L107 62L108 60L106 59V58ZM145 57H141V58H143L144 59V61L146 60V58ZM189 57H192V56H189ZM192 57V60H191V62H190V60H189V58L187 59L188 60V62L190 63H188V62H185V64H180L181 63V61H182V63H184L183 61H185L186 59H184L183 60V58L184 57H182V59H180L181 61L179 62L178 61V63L180 64V65H183V66H185V65H187L188 64V66L189 65H191V63H192V65L191 66H193V64H194V62H197V64L201 61V59H202V57H198V58H200V59H197V61H195V60H193L194 58ZM241 57V56H240ZM260 57V56H259ZM8 58V55L6 54L5 56H4V58L3 59H7ZM69 58V57H68ZM81 58V57H80ZM106 60H105V59ZM123 58H125V57H123ZM149 58V57H148ZM150 58H152V56H150ZM154 58V57H153ZM162 58H163V61L165 60L164 59V57L162 56ZM237 58H239V57H237ZM242 58V57H241ZM253 58H255V56L253 57ZM257 58V57H256ZM262 59H264L263 57H261ZM11 59V58H10ZM9 59V60H10ZM117 59H119V60H117ZM160 59V58H159ZM204 59V58H203ZM202 59V61L201 62H204V60ZM118 62H120V64L119 63H117V61ZM133 60H134V62H135V60L136 59H132V63H134L133 62ZM150 60V59H149ZM167 60V59H166ZM171 60V59H170ZM169 60V62L167 61V63L165 62L164 64V66H166V64H167V66L169 67V66H171L172 65V67H169V68H171L170 70V73H171V75H170V73H167L166 74V76L167 77H169L168 79H169V82H168V79L166 78V76H165V74H164V78H163V80H165V81H161V83L162 82H165L166 84V87H164V85H162L163 86V88L165 89V88H168V90L167 89H165V91L167 90L170 94L172 93V92H170V90L172 91V89H177V87L179 88V89H182V88H180L179 86L182 84L183 86H181V87H183V90L182 91H184V89L186 88V89H188V85H191V83L190 84H188L189 82H190V78H191V76H187V75H190V73L189 74H187V72L188 71H186V69L188 68V67H186V69H185V67H184V70L186 71V74L184 75V73H183V71L181 70V72L183 73V75L182 76H184V78H186L185 76H187V77H190V78H187L188 80H186V83H187V81H188V85L187 84H185L184 83V81H185V79L183 80L182 78L183 77H179L178 76V74H175V75H177L178 76V78H177V76H174L175 78H177L176 80H178V82L180 81L181 82V84H179L178 82H176V83H178V85H176L177 87H173L171 84H169V83H175V82H172V81H176L175 80V78L174 77H172L171 78V76L174 74V73H176L177 71L176 70H178V69H180L179 67L177 68L176 66H180L178 63V65L176 64V63H171L172 61H170ZM173 60V59H172ZM200 60V61H199ZM240 60H242V59H239V62H240ZM258 60V61H257ZM256 60V62H260L259 61V58ZM138 61L136 60V62L135 63H137V65L136 66H138ZM144 61L140 64V65H144ZM146 61H148V60H146ZM145 61V62H146ZM163 61H162V59H161V62L163 63ZM243 62H244V60H242ZM246 62V64H247V62H248V60H245ZM255 61V60H254ZM9 62V61H8ZM8 62H5V60H2L1 58H0V100H6V103H5V105H7V107H6V109H7V111H8V123L6 124V127L4 128V126H3V120L1 121L0 120V264H133L135 261L137 262L139 259H140V257L142 256H144V260L146 261V263L147 264H157L158 262V260H159V258H158V256L160 255L161 256V253L162 254H165L166 252H167V255L168 254H170L169 256H171L172 254H173V252H171V253H169L170 252V249L168 250V248H167V250L166 249H164V244L165 243H167V244H169L171 241L174 243V240H172V239H169L168 237H169V232H170V234H175L177 231L175 230L174 232L173 231H171L170 229H169V225L172 223V220L170 221L169 219H170V217L168 218V216L166 215V213H165V211H160V213L157 215L156 214V216H157V219H156V221H154V220H152L151 218H153V217H155L154 216V214L156 213V211L154 212V214H152V215H150L148 218H150V219H148L147 217V220H144V222L146 223H144V225H147L148 226V229H149V231H146V230H148L146 227L145 228H142L143 230L145 229V231H146V233H147V235H146V233H142L141 231H140V229H141V227H140V229L138 228V226L136 225V224H134V223H129V222H131V221H127V223H126V220L127 219H121V222L120 223H118V222H115V221H117V220H115V217H114V219L111 217V212H112V210H114L113 208L114 207H111V208H109L110 209V211H107V208L106 207H108L109 206V203L107 204V202L109 201L108 199H104L105 197H107L104 193L105 192H103V190H104V188H101V189H99V190H101L102 191V193H100L101 194V198H103V199H101L100 201H102L103 202V200H105L104 202H106V200H108L107 202H106V204H107V206L106 207H104V208H106V210L104 209L103 211H99V212H97V210H98V208L96 209V214L94 215V216H92L91 215V210H90V208H89V206H88V203L90 204V199H88V197H86L84 194H82L81 193V191H78V189H77V186L75 187V186H73L72 184H70L71 182H72V180L70 179L71 177L69 176V171H66V169L64 168V167H62V165H60V163L58 162V150H56V149H53L52 147H51V145H52V128H53V124H52V121H50V118L49 117H46L45 119H41V118H37V117H27V118H22L21 116H20V114H21V111H22V106L21 107H19L18 108V106H20V104H19V102H21V97H20V95H19V93H18V83L16 82V79H15V73H14V67H12L11 66V62H10V64L8 63ZM85 62V61H84ZM123 62V63H122ZM177 62V61H176ZM250 62V61H249ZM253 62V61H252ZM255 62V63H256ZM108 63V64H107ZM127 63V64H126ZM187 63V64H186ZM240 63H242V62H240ZM239 63V64H240ZM116 64V65H115ZM147 64V63H146ZM145 64V65H146ZM160 64V63H159ZM176 66H175V65ZM196 64V63H195ZM199 64H201V63H199ZM198 64V65H199ZM243 64V63H242ZM241 64V65H242ZM248 64H250V63H248ZM252 64V66L250 67V68H252L253 66H256V65H254L253 63H251ZM258 64V63H257ZM260 64H261V66H262V61L260 62ZM99 65V66H100ZM122 66L124 69H126L125 68V66ZM129 65V66H128ZM148 65V64H147ZM259 65V64H258ZM98 66V67H99ZM160 66H161V64H160ZM174 66L176 67V68H174ZM202 66H204V65H202ZM246 65H244V67H245ZM250 66V65H249ZM260 66V65H259ZM258 66V67H259ZM260 66V67H261ZM135 67V66H134ZM133 67V68H134ZM141 68H142V66H140ZM143 67H146V66H143ZM181 67V66H180ZM190 67V66H189ZM200 67V66H199ZM248 67V66H247ZM247 67H246V69H247ZM264 67V66H263ZM172 68L175 70H172ZM183 68V67H182ZM257 68V67H256ZM142 69H145V68H142ZM142 69L141 70H139V72L140 71H142ZM162 69V68H161ZM160 69V70H161ZM191 68H188V70H190ZM258 69V68H257ZM261 69H262V67H261ZM137 70V69H136ZM167 70V69H166ZM213 71L214 70H216V69H212ZM248 70V69H247ZM251 70V69H250ZM249 70V71H250ZM253 71H254V69H252ZM260 70V69H259ZM263 70V69H262ZM119 71V70H118ZM117 71V72H118ZM120 71H121V69H120ZM169 71V70H168ZM167 71V72H168ZM172 71H173V74H172ZM212 71V72H213ZM217 71V70H216ZM215 71V72H216ZM258 71V70H257ZM257 71L255 70L254 72H256L257 73ZM109 72V71H108ZM114 72V71H113ZM112 71L110 72L111 74L113 73ZM116 72V71H115ZM146 72V70L144 71V73H142V72H140L141 74H145L146 76L148 75L149 76V74H147V73H145ZM153 72H155V71H153ZM165 72V71H164ZM190 72H192L191 70H190ZM194 72V74L196 73L195 71H193ZM212 72H210V74L212 73ZM219 72V73H218ZM217 73L220 75V71H218ZM252 72V71H251ZM250 72V73H251ZM262 71H260V73H261ZM264 72V71H263ZM121 73V72H120ZM123 73V72H122ZM178 73H180L179 71H178ZM217 73L215 74L216 76H217ZM258 73H259V71H258ZM14 74V75H13ZM129 74V73H128ZM138 74V73H137ZM141 74H140V76H141ZM181 74V73H180ZM193 74V73H192ZM200 74V73H199ZM223 74V73H222ZM124 75V74H123ZM131 75V74H130ZM129 75V77H131L130 79H132V76H130ZM142 75V76H143ZM143 76V77H146V76ZM162 75V74H161ZM170 75V76H169ZM196 75V74H195ZM192 76V77H195V84L197 85L198 84V86L200 85V83H199V81H198V83H196V76ZM264 75V74H263ZM135 76H137V75H135ZM139 75L137 76V77H140ZM151 77H152V75H150ZM149 76V77H150ZM158 76V75H157ZM200 76H202V74H200ZM211 76L213 77V75L211 74ZM215 76V77H216ZM223 76V75H222ZM221 75L220 76H217L218 77V81L219 82H221L220 83V85L218 84L219 82L215 79V78H213V80L215 79V81H217L216 83H217V85H216V89L218 90V88H219V86H221L222 85V83H223V80L225 79H223L222 80V77ZM151 77H150V80H151ZM198 77V76H197ZM203 77V76H202ZM224 77V76H223ZM153 78V77H152ZM162 78V77H161ZM174 78V80H172ZM220 78H221V80L222 81H220ZM234 78H235V76H234ZM238 78V77H237ZM263 78H264V76H263ZM37 79V78H36ZM135 79V78H134ZM138 79V78H137ZM140 80H141V77L139 78ZM146 79H148V77L146 78ZM158 79H160V78H158ZM180 79H182V81H183V83H182V81L180 80ZM193 79V78H192ZM191 79V80H192ZM198 80H199V77L197 78ZM200 79H201V77H200ZM203 79V78H202ZM210 79V77H208V80ZM241 79V78H240ZM243 79V78H242ZM261 80H262V78H260ZM167 80V81H166ZM208 80H207V83H212V82H208ZM211 80H212V78H211ZM210 80V81H211ZM247 80V79H246ZM238 81H239V78H238ZM225 83H223L224 85H229L230 86V84H233V88L239 83V82H237V84H235L234 85V83H230V84H228V83H226L227 82V80L225 79V81H224ZM230 82V81H229ZM251 82V81H250ZM151 83H153V82H151ZM168 83V84H167ZM194 83H193V86H196V85H194ZM215 83V82H214ZM246 83V82H245ZM248 83V82H247ZM246 83V84H247ZM202 87L204 86V80H203V82H202ZM168 85H169V87H168ZM184 85H185V87H184ZM208 85V84H207ZM213 84H211V90L212 89H214V86L215 85H213ZM226 85V86H227ZM239 85V84H238ZM248 85H250L249 83H248ZM247 85V86H248ZM254 85V84H253ZM252 85V86H253ZM152 86H154V85H152ZM172 86V89H170V87ZM174 86H175V84H174ZM197 86V87H198ZM223 86V85H222ZM228 86V87H229ZM244 86V85H243ZM246 86V87H247ZM257 86V85H256ZM255 86V87H256ZM57 87V86H56ZM200 87V86H199ZM209 86H207V88H208ZM225 87V86H224ZM223 87V88H224ZM227 87V89L229 90L230 88H228ZM230 87H232V85L230 86ZM239 87V89H237V86H236V90H239L240 91V85L238 86ZM245 87V86H244ZM189 88L190 89H188V91L189 90H191L192 89V86L190 87L189 86ZM201 88V87H200ZM222 88V87H221ZM223 88H222V90H221V92H220V90H218L217 91V96L219 97L220 96V94H221V98H220V100H218V102L219 101H221L223 104L225 103V107L230 103V101H228V103H226L227 101H225V99H227V97H228V95L226 94V92H227V89H226V87L224 88L225 90V92L223 91ZM248 88H251L250 86H248ZM179 89H178V92H179ZM185 89V92H187L188 93V91ZM194 89V92H196V93H194L192 90ZM193 89L191 90V91H189V93L190 92H193V96L192 95H190V94H188L187 95V93H186V95L189 97V95H190V97H189V100L190 99H192L193 100V98H191V96L192 97H194V94H196L197 95V88L195 89L194 87H193ZM205 89H206V86H205ZM205 89L203 90L202 89V92H204L205 91ZM208 89H210V88H208ZM220 89V88H219ZM244 89V88H243ZM252 89V88H251ZM254 89H257V87L256 88H254ZM260 89V91L262 90V88H259ZM199 90V89H198ZM201 90V89H200ZM199 90V91H200ZM207 90V89H206ZM211 90H209L208 91V93L210 92L211 93V96H212V91ZM231 90H232V88H231ZM230 90V91H231ZM235 90V91H236ZM245 90V89H244ZM244 90H242L243 92V94L245 95L246 93H244L245 91ZM215 92H216V90H214ZM213 91V92H214ZM223 91V92H222ZM255 90H253V92H254ZM176 92H177V90H176ZM206 92L207 91H205L204 93L206 94ZM234 92V91H233ZM231 93L232 94V96H234V97H232V96H230V93L229 92H227V93H229V96L230 97H228V99L230 100H232L231 102H232V104H233V100H234V98H236V96H238L239 95V97L240 96H242V98L244 99L246 96H247V94H246V96L244 97V95H240L239 93H238V95L236 94V96L235 95H233V94H235V93ZM248 92H249V90H248ZM252 92V93H253ZM262 92V91H261ZM204 93H200L199 95H201V97H199V95H197L198 97H199V100H197L199 103H200V106L202 105V107H200V109L202 110V108H203V111H205L204 109L205 108H207V107H209V104H208V106L206 107H204V105L202 104V102H200L201 100V98L203 97L202 95L204 94ZM207 93V94H208ZM210 93H209V95H210ZM223 93V94H222ZM236 93H237V91H236ZM240 93H241V91H240ZM251 93V95H253ZM256 93H257V90H256ZM255 92H254V95L256 94ZM259 93V92H258ZM192 94V93H191ZM204 94V95H205ZM216 94V93H215ZM260 94V93H259ZM258 94V95H259ZM262 94V93H261ZM43 95V94H42ZM52 96H54V97H58V96H60V92H58V93H52L51 94ZM51 95H48V96H51ZM222 95H224V97H225V95H226V98H222ZM258 95H256V97H255V99L256 98H258V100H259V97H258ZM48 96H46V97H48ZM197 96H195V97H197ZM210 96V97H211ZM214 96H215V98L217 97L216 95H214V93H213V98H214ZM260 96V95H259ZM263 96H264V94H263ZM197 97V98H198ZM205 97H206V95H205ZM210 97H208V98H210ZM232 97V98H231ZM238 97V98H239ZM248 97H250V95L248 96ZM247 97V98H248ZM29 98H30V96H29ZM207 97H206V100L208 99ZM238 98H236L235 100H236V102L238 101L237 99ZM54 99V98H53ZM203 99V98H202ZM205 99V98H204ZM217 99V98H216ZM239 99H241V97L239 98ZM242 99V101H244V104L246 103L245 101L247 100L246 98L243 100ZM254 99V98H253ZM253 99H251V100H253ZM254 99V101L256 102V101H258L257 99L255 100ZM263 101H264V98H261ZM32 100V99H31ZM74 100V99H73ZM191 100V101H192ZM210 100H211V98H210ZM223 100H224V102H223ZM250 100V99H249ZM251 100L247 103V104H249L252 108H253V104H256V103H252L251 102ZM50 101V100H49ZM194 101H195V99H194ZM205 101V100H204ZM209 101V100H208ZM214 101H216L215 99H214ZM213 101V99H212V102H214ZM253 101V102H254ZM262 101V102H263ZM206 102V101H205ZM210 102V101H209ZM208 102V103H209ZM218 102H216V104L218 103ZM241 102V101H240ZM118 103V102H117ZM191 103V102H190ZM193 103V102H192ZM194 103H197V102H194ZM204 103V102H203ZM221 103V104H222ZM242 103V102H241ZM250 103H252V105L250 104ZM259 103H261L260 101H259ZM198 104V103H197ZM196 104V105H197ZM206 104H207V102H206ZM214 104V111L215 110H217V109H220L221 107V111H222V109L223 110H225V113L223 112V113H220L219 112V110H217V112H219L220 114H225V115H223V117H224V121L222 122L221 121V118H219V117H221L220 116V114L219 113H217L216 111H215V113L213 114V116L211 115V112L213 113V111H211L212 109H210V108H207V112H208V114L210 113V115L212 116V118L213 119H211V120H214V118L216 119V117L218 116V118L220 119V122H221V124H223V128H225L226 130H227V128H228V126L227 125H229V123L228 124H226L227 122L225 121L226 119H228L227 117H228V115L230 114V115H236V114H238L237 115V117H235L236 119H238L237 121V123L236 124H238L239 126L240 125H242L243 123V126H240V128H245L244 127V125H245V123L247 124L248 122H249V118H248V116H251V119H250V122H251V120L253 119L252 117H254L253 115L255 114L256 115V113H254V109L256 110V109H259L261 106H259L258 105V103L256 104V105H254V108L252 109L251 107V109H250V111L249 110H245L247 107V105L245 104V107L243 108V106H241L240 104H239V102H238V105H240L239 106V108H241L242 107V111L241 112H245V115L244 116H247L246 117V119H244V120H242L241 121V118H243V114H242V117L240 118L239 117V114L241 113V112H239V108H238V106H237V108H238V110H235V109H233V110H230L231 108H232V106H230L229 107V105L227 106L228 108L226 109V108H224V105L222 106L221 104H218V105H221V106H219L220 108H216V106H215V103H213ZM235 104H237V103H235ZM244 104H242V105H244ZM264 104V103H263ZM199 105V104H198ZM212 105V104H211ZM217 105V106H218ZM261 105V104H260ZM132 106V105H131ZM191 106H192V104H191ZM256 106V107H255ZM257 106H259V108H257ZM264 106V105H263ZM37 107V106H36ZM59 107H61L60 105H59ZM196 107H198V106H196ZM198 107V108H199ZM216 108V109H215ZM230 108V109H229ZM233 108H236L235 106L233 107ZM135 109V108H134ZM199 109V110H200ZM230 111H229V110ZM261 109V108H260ZM258 110V114H260L261 112H262V110ZM263 109V108H262ZM0 110H2V109H0ZM130 110V109H129ZM137 110V109H136ZM169 110V109H168ZM226 110H228V112L226 111ZM253 110V111H252ZM132 111V110H131ZM211 111V112H210ZM246 111H247V113H249L248 115L246 114ZM249 111V112H248ZM263 111H264V109H263ZM2 112V111H1ZM125 112V111H124ZM142 112V111H141ZM191 112V111H190ZM227 112V113H226ZM230 112V113H229ZM234 112V114H232ZM239 112V113H238ZM251 112H253L254 114H252ZM256 112V111H255ZM135 113V112H134ZM139 113H140V111L138 112V115H139ZM153 113V112H152ZM229 113V114H228ZM264 112H262V114H263ZM128 114V113H127ZM147 114H149V113H147ZM191 114H193L192 112H191ZM219 114V115H218ZM226 114H227V117H226ZM137 114H133V116L135 117ZM157 115V114H156ZM209 115V116H210ZM229 115V119H231L230 116ZM166 116V115H165ZM193 116V115H192ZM241 116V115H240ZM24 117H25V115H24ZM153 117H154V115H153ZM187 117V116H186ZM186 117H184L185 119H186ZM142 118V117H141ZM145 118V117H144ZM179 118H181V117H179ZM187 118H189V117H187ZM217 118V120L219 121V119ZM255 118V117H254ZM131 119H133V117L131 116ZM159 119H160V117H159ZM190 119H191V117H190ZM235 119V120H236ZM239 119H240V122H239ZM264 119V118H263ZM136 120H137V117H136ZM152 120V119H151ZM179 120V122H180V119H178ZM182 120V119H181ZM134 121V120H133ZM156 122H159L158 120H155ZM175 121V120H174ZM184 121V120H183ZM186 121V120H185ZM191 123L190 124H192V119L191 120H189ZM228 121V120H227ZM230 121V120H229ZM135 122V121H134ZM142 122H144V121H142ZM145 122H146V120H145ZM144 122V124H147V123H145ZM156 122H153L154 123V125H155V123ZM167 122V121H166ZM178 122V123H179ZM187 122V121H186ZM241 122H243V123H241ZM175 123H176V121H175ZM181 123V122H180ZM194 123V122H193ZM232 119H231V122H230V126L231 125H233L234 123H232ZM239 123H241V124H239ZM142 124V123H141ZM150 124H151V122H150ZM166 124V123H165ZM182 124V123H181ZM188 124V123H187ZM224 124H226L225 125V127H224ZM153 125V124H152ZM90 126V125H89ZM88 126V127H89ZM149 126H151V125H149ZM148 126V127H149ZM156 126V125H155ZM192 126H194V127H196L195 125H192ZM200 126H202V125H200ZM235 126L236 125H234V129H235ZM238 126V127H239ZM246 126V125H245ZM249 125H247L246 126V128L248 127ZM251 126L253 127V125L251 124ZM259 126V125H258ZM91 127V126H90ZM89 127V128H90ZM180 127L182 128V126L180 125ZM184 127V126H183ZM194 127H192V129H193V132L195 131H197L196 130V128H194ZM133 128V127H132ZM150 128V127H149ZM152 128V127H151ZM154 128V127H153ZM232 128V127H231ZM231 128L229 127L228 129H230V130H227V136L230 134V136H232V138H233V136H234V133H235V131H233L232 133L230 132V131H232L231 130ZM255 128H257V127H255ZM254 127H253V129H255ZM92 129V128H91ZM195 129V130H194ZM233 129V130H234ZM154 130V129H153ZM184 130V129H183ZM149 131V130H148ZM155 131V130H154ZM249 131H251V133H252V130H249L248 129V133H249ZM157 132H159V133H161V131H158L157 130ZM194 132V133H195ZM228 132H229V134H228ZM254 132V131H253ZM124 133H125V130H124ZM197 133V132H196ZM251 133H249V135L251 134ZM255 133V132H254ZM252 133L251 134V139H254L255 141H256V139H257V137H258V139L259 138H261V139H259V140H262V142H263V144H262V142H261V145L263 146L264 145V134H261L260 133V131L258 132V133ZM260 133V134H259ZM154 134H156V132L154 133ZM175 134V133H174ZM181 134V133H180ZM184 134H185V132H184ZM198 134V133H197ZM232 134V135H231ZM86 135V134H85ZM178 136V135H177ZM184 136V135H183ZM199 136V135H198ZM229 136V138H231ZM253 136V137H252ZM196 137H197V135H196ZM195 137V138H196ZM200 137V136H199ZM235 137V136H234ZM254 137H256V138H254ZM162 138V137H161ZM199 138L197 137V140H198ZM231 140V139H230ZM233 140H234V142H235V138H233ZM258 140V141H259ZM201 141V138L198 140V143ZM202 142V141H201ZM233 141H230V143H232ZM234 142H233V144H234ZM196 143V142H195ZM236 143V142H235ZM260 143V142H259ZM134 144H135V142H134ZM143 144V143H142ZM167 146H165V147H168V144L167 143H165ZM171 144V143H170ZM182 144H183V142H182ZM181 144V145H182ZM200 145L202 144V143H199ZM240 143H238L237 145H238V148H236V153H237V150H238V153H240L241 155H240V157L242 158V160L243 159H245V161L243 160V162H244V164L246 165L247 163V161L246 160H249L250 158L252 159V161H254L258 166H259V169H260V173H261V175H263L264 176V152H262V150H261V152H256V153H252V152H249V145H239ZM172 145V144H171ZM184 145V144H183ZM188 145H190V144H188ZM236 145V144H235ZM235 145L234 146H232V147H235ZM237 145H236V147H237ZM174 147H178V146H175V145H173ZM261 146V148L262 149H264L263 147ZM164 147V148H165ZM174 147H169V148H171V149H173ZM180 147H183V146H180ZM185 147V146H184ZM177 148V149H174L175 151H173L174 152V154H171V155H173V156H171L170 155V157H171V159H172V157H176L175 159V162H172L173 163V165L175 164V167L176 168H174V169H169V167L167 166V165H165L166 163H167V161H166V163L164 164L165 165V169L164 168H161V169H163L164 171V173L162 172V171H160L161 173H163V176L162 177H160L159 175L157 176L156 175V173L155 174H149L148 173V171H149V169H148V171H147V176H149V178L146 176V178H148V179H151L150 177H154L153 179H156V183L154 182H152L154 185L153 186H156L157 187V189L158 190H162L163 189V187H164V185H165V182H166V180L168 181V180H170V179H174L173 177H171V176H173V174H174V172H175V169H178V170H181V173L183 174V177H181L184 181H185V185H186V187L188 188V189H191L192 188V190L194 189L193 187H190V184H192V182H193V180H195V179H197V178H199V183L201 184H203L204 185V183H205V185L207 184L206 182H200V178L201 179H209L210 181H208L209 183L204 187V188H201V186H200V188L201 189H204L205 191V195H204V197L207 195V198H209V199H212V201H213V203H212V201H211V204H212V206L210 207H208V209H209V214H208V216L205 218V224L207 225H210V226H212L211 228H213V231H215V236H216V240H218V241H221V239H223L222 237L224 236V235H228V234H230L231 235V240L233 241V245H234V249H235V251L236 252H238L240 255V261L241 262H244L245 263V261H247V262H252L253 264H264V187L263 188H260V187H257V186H254V185H252V177L249 179V177L250 176H252V175H249V174H251L250 172H248V175H247V172H245L242 168H235L234 169V171H230V172H227V174H225L224 176H223V178L221 177L222 175H220V172H218L216 169H214L208 162H207V158L206 159H203L204 157H205V155H204V153H203V151L202 152H199L201 155H203V158L202 157H200L199 155V157L201 158V159H196V158H194L192 155L193 154H196L197 152V150L196 151H194L192 148H195V147H193L192 146V148H191V150H192V152H193V154H190V148ZM189 147V146H188ZM201 147V146H200ZM199 147V148H200ZM202 148V147H201ZM201 148L199 149V150H201ZM80 149H82V148H80ZM159 150H161V148H158ZM235 149V148H234ZM83 150V149H82ZM153 150V149H152ZM151 150V151H152ZM158 150V151H159ZM168 150V149H167ZM202 150H203V148H202ZM164 150H162V152H163ZM169 151V150H168ZM264 151V150H263ZM74 152V151H73ZM124 152V151H123ZM150 152V151H149ZM165 153H164V155H165V157H166V153H167V151H164ZM172 152V151H171ZM196 152V153H195ZM205 152V151H204ZM153 153V152H152ZM151 153V154H152ZM155 153H158V156H163V155H159V152H155ZM160 153H161V151H160ZM235 153V152H234ZM81 154V153H80ZM140 154V153H139ZM168 154V153H167ZM198 154V153H197ZM217 154H218V152H217ZM83 155V154H82ZM127 155V154H126ZM125 155V156H126ZM141 155V154H140ZM237 155V154H236ZM239 155V154H238ZM136 156V155H135ZM139 156V155H138ZM158 156H155V157H158ZM168 156V155H167ZM194 156H196V155H194ZM223 156V155H222ZM75 157V156H74ZM115 157V156H114ZM165 157H164V159H163V162H165L164 160H165ZM170 157H169V159H170ZM216 157V156H215ZM90 158V157H89ZM128 158V157H127ZM132 158V157H131ZM152 158V157H151ZM151 158H150V160H145L146 162L148 161V162H150L151 161ZM159 158V160H160V158L161 157H158ZM92 159H94V156H92ZM132 159H134V158H132ZM166 159H168V158H166ZM169 159H168V161H169ZM174 159V158H173ZM76 160H77V157H76ZM96 160V159H95ZM95 160H94V162H95ZM111 160V159H110ZM137 160V159H136ZM127 161V160H126ZM140 161H142L141 160V158H140ZM144 161V162H145ZM162 161V160H161ZM101 162V161H100ZM154 162V161H153ZM153 162H151L152 163V165H151V163H149V165H147L146 167H143V165H145V163H143L142 164V167H140L139 165L141 164V163H133L132 161L131 162H129V163H132V165L130 166V168L129 169H132L131 171L133 172V173H131V174H133L134 175V177L131 175H128V180L129 181H131V183H134L133 181H135V183L136 184H138V186L139 187H142V184H141V182H142V180H144V176H141L142 175V171L144 170L145 171V169L147 170V168H152V166H153ZM157 162V161H156ZM155 162V166L156 167H159V165L157 166L156 163ZM80 163V162H79ZM108 163H110V161L108 162ZM128 163V164H129ZM96 164H97V162H96ZM112 164V163H111ZM125 164V163H124ZM139 164V165H138ZM148 164V163H147ZM171 164V163H170ZM170 164H169V166H170ZM101 165H105V164H101ZM109 165V164H108ZM130 165V164H129ZM160 165H162V164H160ZM244 165V166H245ZM256 165V166H257ZM102 166V167H103ZM111 166V165H110ZM151 166V167H150ZM257 166V167H258ZM105 167L106 166H104V170H105ZM122 167V166H121ZM129 167V166H128ZM163 167V166H162ZM174 167V166H173ZM90 168H92V167H90ZM145 168V169H144ZM246 168V167H245ZM247 168H249V166L247 165ZM245 169V170H248V169ZM81 169V168H80ZM94 169L95 168H93V172H94ZM110 169H112V167H109V168H107L106 170H108L109 172V174L110 175H105V176H108L107 177V180L109 181V179H110V176H115L113 173H111L112 172V170H110ZM122 169H123V167H122ZM124 169H125V165H124ZM89 170V169H88ZM103 170V169H102ZM103 170V173L105 172ZM126 170V169H125ZM152 170V169H151ZM153 170H155L154 168H153ZM87 171V170H86ZM111 171V172H110ZM131 171H129V172H131ZM79 172V171H78ZM88 172V171H87ZM125 172V171H124ZM123 172V173H124ZM127 172V171H126ZM157 172H158V170H157ZM119 173H121V172H119ZM119 174L120 176H122V175H125V174ZM141 173V174H140ZM71 174H73V172L71 173ZM104 174H106V172L104 173ZM144 174L146 175V171L144 172ZM143 174V175H144ZM182 174H181V176H182ZM82 174H80V176H81ZM84 175V174H83ZM98 176L100 175V173H98L97 174ZM177 175H179V174H177ZM74 177H75V174L73 175ZM95 176V175H94ZM102 176H103V174H102ZM118 175H116V177H117ZM176 176V175H175ZM262 176V177H263ZM78 177V176H77ZM83 177V176H82ZM97 177V176H96ZM127 177V176H126ZM126 177H125V179H126ZM129 177H132L133 179L132 180H130L129 179ZM92 178V177H91ZM99 178L101 179V178H103V177H101V176H99ZM109 178V179H108ZM180 178V179H181ZM264 178V177H263ZM75 179H76V177H75ZM100 179H98L97 178V181L98 180H100ZM114 180L115 181V179L116 178H111V180ZM147 179V180H148ZM152 179V180H153ZM176 179V178H175ZM83 180V179H82ZM101 180H103V179H101ZM113 180L112 181H110L109 182V184L111 183V182H113ZM157 180H160V181H158L157 182ZM198 180V179H197ZM250 182H249V181ZM84 181V180H83ZM124 181H126V180H124V176H123V182ZM149 181V180H148ZM172 181H174V180H172ZM177 181V183H179V180H176ZM181 181V180H180ZM206 181V180H205ZM76 182V181H75ZM91 182H93L92 180H91ZM98 182H100V181H98ZM116 182V181H115ZM115 182H113V183H115ZM118 182H120V181H118ZM196 182V181H195ZM85 183V182H84ZM90 183V182H89ZM112 183V184H113ZM127 183V182H126ZM125 183V184H126ZM129 183V182H128ZM134 183V184H135ZM151 183V184H152ZM172 182H170V184H171ZM173 183H175V181L173 182ZM176 183V184H177ZM183 183V182H182ZM77 184H78V182H77ZM76 184V185H77ZM101 184V182L99 183V185ZM111 184V185H112ZM117 184V183H116ZM120 183H118V185H119ZM124 184V185H125ZM144 184V183H143ZM156 184V185H155ZM180 184H181V182H180ZM200 184H198V185H200ZM93 185H94V183H93ZM98 185V186H99ZM128 185V184H127ZM126 185V186H127ZM169 185V184H168ZM177 185H179V184H177ZM193 185V184H192ZM197 185V186H198ZM79 186H80V184H79ZM87 186H89V185H87ZM101 187H104V185H100ZM115 186V185H114ZM121 186V185H120ZM120 186H116L117 188H119ZM129 187H133V185L131 184V186L130 185H128ZM134 186H136V185H134ZM153 186H152V188H153ZM166 187H167V185H165ZM173 186V185H172ZM182 186H183V184H182ZM110 187V186H109ZM115 187V188H116ZM127 188L126 190H128V189H133V188ZM143 187L145 188L146 187V184H144L143 185ZM156 187H154V188H156ZM170 187V186H169ZM174 187V186H173ZM177 187V186H176ZM179 187V186H178ZM181 187V186H180ZM179 187V188H180ZM194 187H195V185H194ZM203 187V186H202ZM92 188H93V186H92ZM98 188V187H97ZM100 188V187H99ZM125 187H123L122 189H124ZM147 188V187H146ZM145 188V189H146ZM154 188H153V190H154ZM168 188V187H167ZM166 188V189H167ZM171 188V187H170ZM184 188V187H183ZM182 188V189H183ZM195 188H197V187H195ZM121 189V187L119 188V191L120 190H122ZM136 189H139V188H136ZM145 189H142L141 188V190H143V191H145ZM148 189V188H147ZM157 189H156V191L154 190V193L155 192H158L157 191ZM173 190H174V188H172ZM171 189V190H172ZM200 189V190H201ZM85 190V189H84ZM87 190V189H86ZM151 190V189H150ZM153 190H151L152 192H153ZM175 190L177 191L178 189H176L175 188ZM88 191V190H87ZM91 191V190H90ZM89 191V192H90ZM115 191V190H114ZM117 191H118V189H117ZM116 191V192H117ZM138 191V190H137ZM168 191V190H167ZM180 191H181V189H179V193H180ZM185 191H186V188H185ZM184 191V192H185ZM198 191V190H197ZM196 191V192H197ZM86 192V191H85ZM88 192V193H89ZM95 192V191H94ZM108 192V191H107ZM116 192H114V194L116 193ZM121 193H124L125 194V189H124V191L122 192V191H120ZM127 192V191H126ZM131 192H133V190H130L129 191V194L131 193ZM148 192V191H147ZM147 192H146V194L145 193H143V194H145L143 197L141 196L142 195V193L140 192H137V193H139V196H141L143 199H144V197H146L147 196ZM160 192V191H159ZM161 192H163V191H161ZM165 192V191H164ZM168 192H171V191H168ZM200 192V191H199ZM91 193H92V191H91ZM98 193V192H97ZM118 193L119 192H117V195H118ZM173 193H175V192H173ZM173 193H172V196H173ZM181 193H183V192H181ZM180 193V194H181ZM202 193V192H201ZM120 194V193H119ZM133 194V193H132ZM157 194V193H156ZM159 194H161V193H159ZM165 194H166V192H165ZM170 194V193H169ZM176 194V193H175ZM180 194H178V195H180ZM185 194H187V193H185ZM188 194L190 195V192H188ZM187 194V196H189ZM192 194H194V190H193V192H192ZM87 195V194H86ZM102 195H105V196H102ZM117 195H115V197H118ZM127 195V194H126ZM126 195H123L122 196V194L120 195V197H118V198H122V199H124V197H125V199L127 200V196ZM131 195V194H130ZM163 195V194H162ZM196 195V196H195ZM194 196L193 195H190V201L191 202H194V205H195V207H197V209L199 208L200 209V207H198L199 205H198V203L197 204H195V200L197 199V193L195 194ZM100 196V195H99ZM98 196V197H99ZM112 197H113V195H111ZM122 196V197H121ZM158 196V195H157ZM166 196V195H165ZM183 196H184V194H183ZM203 196V195H202ZM92 197V196H91ZM112 197H109L110 199H111V201H114V199L112 200ZM130 197V196H129ZM150 197V196H149ZM148 197V198H149ZM154 196H152L149 200L152 202V200H153V202H154V200L155 199H152ZM182 197V196H181ZM181 197H179L180 199H182ZM192 197V198H191ZM198 197H200V196H198ZM108 198V197H107ZM148 198L146 197V199H147V201L146 202H148V204L150 203L149 202V200H148ZM154 198H156V197H154ZM167 198H169V196L167 197ZM172 198H174V196L172 197ZM175 198H176V196H175ZM206 198V197H205ZM98 199V198H97ZM121 199V200H122ZM125 199H124V201H125ZM157 199H159V201H160V197L158 198H156V201L155 202H158L157 201ZM164 199H166V198H164ZM163 198L161 199V200H164ZM171 199V197L169 198V200ZM177 199V198H176ZM175 199V200H176ZM183 199H185V198H183ZM183 199H182V201H183ZM188 199V198H187ZM186 199V200H187ZM202 199V198H201ZM208 199V200H209ZM89 200V201H88ZM134 200H137V199H135L134 198ZM167 200V199H166ZM166 200H164V201H166ZM172 200V204H173V202H175V201H173L174 199H171ZM200 200V199H199ZM199 200H196V202L197 201H199ZM202 200H204L205 202L207 201L206 199H202ZM201 200V201H202ZM88 201V202H87ZM93 201H95L94 200V197H93ZM99 201V202H100ZM128 201V200H127ZM138 201V200H137ZM136 201V203L138 204V202ZM140 201V200H139ZM164 201H160L159 203H162V207H164L163 205L166 203H164ZM168 201V200H167ZM204 201H202V202H204ZM102 202H100V203H102ZM116 202V201H115ZM126 202V201H125ZM125 202H123V204L125 203ZM143 202H144V200H143ZM155 202H154V206H155ZM176 202H177V200H176ZM179 202V201H178ZM177 202V203H178ZM191 202L189 203L190 205H191ZM120 203V202H119ZM130 202L128 201L127 202V204L126 205H128ZM132 203H134V202H132ZM136 203H134L135 205H136ZM141 203V202H140ZM169 203V201L166 203V204H168ZM184 203V202H183ZM183 203L181 202V205L183 206ZM97 204H98V202H97ZM115 204V203H114ZM124 204V205H125ZM134 204H132V206H134ZM144 204V203H143ZM158 204V203H157ZM170 204V203H169ZM188 204V205H189ZM96 205V204H95ZM105 205V203L102 205V204H100V206L102 207V206H104ZM118 205V203L116 204V206ZM125 205V206H126ZM129 205H131V203L129 204ZM140 204H138L137 205V207H139L140 208V206H139ZM147 205V204H146ZM159 205V204H158ZM176 205H179V203L178 204H176ZM187 205V206H188ZM99 206V205H98ZM99 206V207H100ZM124 206V207H125ZM132 206H130V208H132ZM160 207H161V205H159ZM158 206V207H159ZM166 206V205H165ZM169 206V205H168ZM175 206V205H174ZM185 206V205H184ZM187 206H186V208H187ZM201 206V205H200ZM91 207V206H90ZM97 207V206H96ZM122 207V206H121ZM120 207V208H121ZM128 206H126V208H127ZM135 207V206H134ZM133 207V208H134ZM152 207V206H151ZM160 207H159V209H160ZM170 207V206H169ZM177 206H175V208H176ZM190 207V206H189ZM193 207V206H192ZM118 207H116V209H117ZM138 208V209H139ZM155 208H157V207H155ZM167 208V207H166ZM165 208V209H166ZM179 208H180V205H179ZM178 208V209H179ZM185 208V209H186ZM194 208V207H193ZM205 208H206V205H205ZM127 209H129V208H127ZM137 209V210H138ZM158 209V208H157ZM158 209V210H159ZM196 209V210H197ZM207 209V208H206ZM100 210V209H99ZM118 210H119V208H118ZM133 211L134 210H136V208L135 209H132ZM140 210V209H139ZM161 210V209H160ZM181 210V208L179 209V211ZM183 210L184 209H182V212H183ZM188 210V209H187ZM201 210V209H200ZM146 210H144L143 211V209H142V212L144 213ZM166 211H168V210H166ZM170 211H172V210H170ZM173 211H174V209H173ZM172 211V212H173ZM176 211L177 212H179L177 209H176ZM186 210H184V212H185ZM197 211H199V210H197ZM196 211V212H197ZM110 212V213H109ZM120 212H122V210L120 211ZM119 212V213H120ZM128 212H129V210H128ZM127 212V213H128ZM136 212V211H135ZM138 212H141V210L140 211H138ZM142 212H141V214H142ZM151 212V211H150ZM152 212V213H153ZM189 212H190V209H189ZM200 212V211H199ZM227 212V213H226ZM130 213V212H129ZM132 213V212H131ZM134 213V212H133ZM180 213H181V211H180ZM187 213V212H186ZM185 213V214H186ZM191 213V212H190ZM190 213H188L187 215H189ZM116 214V213H115ZM122 214H123V212H122ZM198 214V213H197ZM196 214V215H197ZM200 214V213H199ZM202 214V213H201ZM124 215V214H123ZM122 215V216H123ZM129 215V217L131 216L130 214H128ZM134 217H130L131 219L133 218V219H136L137 217H136V214L134 215V214H132ZM176 215V214H175ZM182 215V214H181ZM180 215V216H181ZM191 215H193V214H191ZM118 216H120L121 217V215L119 214ZM144 216V215H143ZM153 216V217H152ZM173 216V215H172ZM177 216V215H176ZM203 216H204V213H203ZM119 217V218H120ZM126 217H128V216H126ZM125 217V215L123 216V217H121V218H126ZM136 217V218H135ZM179 217V216H178ZM184 217V216H183ZM189 217V216H188ZM188 217H186L187 219H189ZM193 218H194V220L192 221V222H190L189 220V222L190 223H192L193 224V222L194 221H196L195 219V215H193L192 216ZM191 217V220L193 219ZM140 218V217H139ZM144 218V217H143ZM181 218V217H180ZM199 218H200V216H199ZM115 220V221H113V220ZM117 219V218H116ZM141 219V218H140ZM174 219H176L175 217H174ZM136 220H138V219H136ZM139 221V220H138ZM142 221H143V219H142ZM175 221V220H174ZM177 221H179V220H176V222ZM132 222H133V220H132ZM137 222V221H136ZM140 222V221H139ZM171 222V223H170ZM198 222H199V220H198ZM202 222V221H201ZM181 224H184L183 222H180ZM179 223V224H180ZM200 223V222H199ZM181 224H180V226H181ZM186 224V223H185ZM205 224L203 225L204 227H205ZM127 225V226H126ZM174 225H176V228L178 227L177 226V223H173V226ZM188 225V224H187ZM187 225H182V226H187ZM196 225H198L197 223H196ZM195 225V226H196ZM179 226V228L180 229H182V226L180 227ZM191 226V225H190ZM209 226V227H210ZM116 227H118V229H116ZM124 227H126V228H128V231H125V229H123ZM144 227V226H143ZM171 227V226H170ZM184 227H183V230H185L184 229ZM185 228H187V227H185ZM190 228V227H189ZM186 229L187 231L189 230L190 232H191V230L193 229V228H195L193 231L195 232L196 231V227H191L190 229ZM130 229V230H129ZM175 229V226L173 227V229L172 230H174ZM201 229V228H200ZM127 230V229H126ZM178 230V229H177ZM183 230H181V232L183 231ZM186 230H185V232H186ZM188 231V232H189ZM202 231V230H201ZM171 232H173V233H171ZM184 232V234H185V236L186 237H188V236H191L192 235V232H191V235H188V233L186 234ZM193 232V237H194V235H195V233L197 234V232H195L194 233ZM183 233V232H182ZM178 234H179V232H178ZM178 234L176 235V237H175V239L177 238V237H179V239H180V237L181 236H178ZM183 234V235H184ZM190 234V233H189ZM200 234V233H199ZM180 235V234H179ZM198 235V234H197ZM211 235V234H210ZM202 236V235H201ZM184 237V236H183ZM198 237H200V236H198ZM213 237V236H212ZM195 238V237H194ZM194 238H193V241H194ZM228 238V237H227ZM167 239H169V240H171V241H169V240H167ZM179 239H176V240H179ZM181 239H183V238H181ZM188 239H189V237H188ZM192 238L190 237V240H191ZM196 240H197V238H196ZM167 241H169V243L167 242ZM180 241V240H179ZM184 241H185V237H184ZM183 240H182V243L184 242ZM198 241V240H197ZM210 241V240H209ZM228 241H229V238H228ZM191 242V241H190ZM199 242V241H198ZM201 242V241H200ZM200 242H199V244H200ZM210 242H212V241H210ZM209 242V243H210ZM226 242V241H225ZM230 243H231V241H229ZM176 243V242H175ZM181 243V242H180ZM170 244H172V243H170ZM170 244L169 245H167L168 247H171L170 246ZM194 244V243H193ZM198 244V243H197ZM198 244V245H199ZM211 244V243H210ZM177 246H178V241H177V244H176ZM181 247H182V244H179ZM225 245V244H224ZM175 246V245H174ZM180 246H178L177 247V250L175 251L176 252V254H177V252H178V249L180 250ZM183 246H184V243H183ZM228 246V245H227ZM173 247V246H172ZM185 248H186V246H184ZM187 247H190V248H187V249H183V247L181 248L183 251H184V254H183V252H181V251H179L180 252V257H181V254H183V258H182V260H183V262H186L187 260H193L194 262H196V260H198V258H199V254L197 253V251L196 252H193V250H194V248H193V250L191 249V243H190V246H187ZM193 247V246H192ZM194 247H195V245H194ZM197 247V246H196ZM212 247V246H211ZM224 247V246H223ZM230 247L232 248V246L230 245ZM200 248V247H199ZM203 248H204V246H203ZM232 248V250H234ZM220 249V248H219ZM175 250V249H174ZM223 250H224V248H223ZM231 250V249H230ZM202 251H205V250H203L202 249ZM165 252V253H164ZM174 252V253H175ZM207 252V251H206ZM206 252H205V254H206ZM229 252V251H228ZM232 251H230V253H231ZM203 253V252H202ZM237 253V254H238ZM204 254V253H203ZM210 254V253H209ZM228 254V253H227ZM232 254L233 253H231V256H232ZM236 253H234L233 255H235ZM166 255V256H167ZM178 255V254H177ZM214 255V254H213ZM212 255V257H214ZM215 255H216V253H215ZM228 255H230V254H228ZM165 256V255H164ZM173 256H174V254H173ZM173 256H171L170 257V259L172 260V258H173ZM178 256V257H179ZM236 256V255H235ZM235 256H234V260L235 261H237L236 259H235ZM245 256V259L246 258H248L247 260H243L244 257ZM168 257V256H167ZM179 257V258H180ZM211 257V258H212ZM228 256L226 255V258H227ZM210 258V259H211ZM236 258H237V256H236ZM168 259H169V257H168ZM167 259V260H168ZM169 259V260H170ZM224 259V258H223ZM227 259H229V257L227 258ZM239 259H238V261H239ZM168 260V261H169ZM174 260V259H173ZM229 260H231V261H233L232 259H229ZM160 261H162V260H159V262ZM199 261V260H198ZM201 261V260H200ZM207 262H208V260H206ZM210 261V260H209ZM211 261H213L214 262V260H212L211 259ZM211 261H210V263H211ZM217 261V260H216ZM220 260L218 259V262H219ZM172 262H174L175 263V261H172ZM171 262V263H172ZM217 262V263H218ZM240 262V263H241ZM161 263V262H160ZM191 263V262H190ZM239 263V264H240ZM250 263H247V264H250ZM136 264V263H135ZM161 264H163V263H161ZM168 264H170L169 262H168ZM196 264V263H195ZM199 264H201V263H199ZM213 264V263H212ZM227 264V263H226ZM230 264V263H229ZM232 264V263H231ZM235 264V263H234ZM236 264H238V262H236ZM246 264V263H245Z\"/></svg>","mask_w":264,"mask_h":264}]
</instances>
